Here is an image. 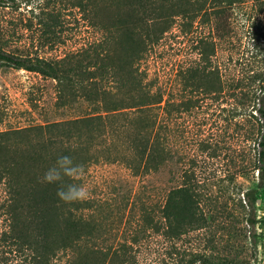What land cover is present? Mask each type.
<instances>
[{
	"label": "trees",
	"instance_id": "obj_1",
	"mask_svg": "<svg viewBox=\"0 0 264 264\" xmlns=\"http://www.w3.org/2000/svg\"><path fill=\"white\" fill-rule=\"evenodd\" d=\"M242 1L71 0L72 20L89 22L99 37L63 57H43L38 48L25 55L7 52L9 37L0 30V65L56 81L60 108L79 114L67 121L0 131V186L8 195V214L13 221L24 218L25 230L39 235V264H52L62 258L65 264H106L109 258L112 264H137L134 245L139 234L119 245L121 252L118 246L96 247L101 234L93 219L95 203L86 199L65 204L56 195L57 186L42 183V177L60 155H70L75 162L82 163L86 174L102 160L98 151H104L105 160L117 152L113 162H122L135 178L165 172L174 155L172 115L197 103H171L169 92L154 91L141 70L142 64L165 35L178 27L179 33L192 42L197 56L194 66L178 72L182 92L189 89L191 94L201 92L204 97L211 93L225 95V84L213 65V57L217 44L231 35L232 16ZM252 2L258 15H264V0ZM47 6L31 12L40 31L38 45L54 49L67 42L65 26L69 22L63 10H48ZM250 28L256 43L261 42L264 35L260 23L253 22ZM260 79L259 89L264 90L262 75L253 81ZM245 97L252 101L251 117L256 119L259 114L264 119V95L255 91ZM259 127L256 158L251 165L253 176H257L253 180L249 173H241L255 183L242 193L241 201L250 210L247 222L253 227L255 205L264 200V121ZM183 156L179 153L178 163H182ZM179 174L178 187L167 193L162 206L157 210L141 208V232L180 239L216 225L220 213L212 207L217 200L213 201L209 191L199 190L194 172L181 167ZM63 182L83 183V177L78 181L65 177ZM185 264L234 261L223 256L219 261L192 259Z\"/></svg>",
	"mask_w": 264,
	"mask_h": 264
},
{
	"label": "rangeland",
	"instance_id": "obj_2",
	"mask_svg": "<svg viewBox=\"0 0 264 264\" xmlns=\"http://www.w3.org/2000/svg\"><path fill=\"white\" fill-rule=\"evenodd\" d=\"M59 1L0 0V30L8 34L10 43L5 50L25 55L38 48L43 57H63L98 36L89 22L72 20L71 0L62 4ZM252 1L243 0L236 8L232 33L217 44L213 57V65L225 84V95L211 93L204 97L201 92L191 94L183 88L182 92L178 72L191 64L194 66L197 56L192 42L179 33L178 27L166 34L143 62L141 70L154 91L169 92L171 103L191 100L197 104L187 105V110L184 106L179 115H172L174 155L165 172L150 178H135L122 162H113L117 152L109 155L107 160L111 161H107L104 151H98L102 160L83 176L90 193L88 199L96 206L93 219L101 234L96 247L118 246L121 252L119 245L139 234L134 245L137 264H185L192 259L201 262L204 258L219 261L223 256L234 264H264V200H258L253 210L254 227L247 222L249 208H244L241 202L242 193L255 184L241 173H249L253 180L257 176V173L253 176L251 165L256 158L259 126L264 121L259 114L256 119L251 117L252 101L245 97L261 86V79L254 82L253 78L264 77V37L256 43L250 28L253 22H259L264 35V15H258ZM43 5H48V10H63L69 22L65 26L67 42L54 49L38 45L40 31L31 10L38 11ZM57 91V83L52 79L0 65V131L43 126L79 115L78 111L60 108ZM261 108L264 110V99ZM179 153L184 155L181 164ZM180 166L194 172L199 190L210 192L213 201L217 200L212 207L220 213L216 225L180 239L141 232V208L157 210L162 206L167 193L179 185ZM7 199L5 188L0 186V264H39L40 237L25 230L24 218L13 221L8 214ZM65 263L62 258L52 264ZM106 264H112L110 258Z\"/></svg>",
	"mask_w": 264,
	"mask_h": 264
},
{
	"label": "clouds",
	"instance_id": "obj_3",
	"mask_svg": "<svg viewBox=\"0 0 264 264\" xmlns=\"http://www.w3.org/2000/svg\"><path fill=\"white\" fill-rule=\"evenodd\" d=\"M257 95H264V90L257 89ZM85 175V166L74 161L70 155H60L55 163L50 166L42 177V183L56 185V195L65 204H72L88 199L90 193L84 183L65 184L64 178H71L74 181L81 180Z\"/></svg>",
	"mask_w": 264,
	"mask_h": 264
}]
</instances>
